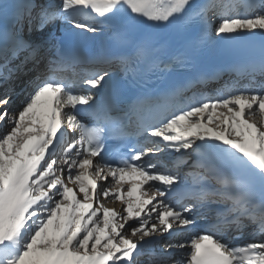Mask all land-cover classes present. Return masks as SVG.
<instances>
[{"label": "snow or ice", "instance_id": "1", "mask_svg": "<svg viewBox=\"0 0 264 264\" xmlns=\"http://www.w3.org/2000/svg\"><path fill=\"white\" fill-rule=\"evenodd\" d=\"M0 264H264V0H0Z\"/></svg>", "mask_w": 264, "mask_h": 264}, {"label": "bare ground", "instance_id": "2", "mask_svg": "<svg viewBox=\"0 0 264 264\" xmlns=\"http://www.w3.org/2000/svg\"><path fill=\"white\" fill-rule=\"evenodd\" d=\"M107 203V202H106ZM108 206L109 207H115V208H117V210H119L120 209V205H119V203L117 202V203H115V204H112V203H108Z\"/></svg>", "mask_w": 264, "mask_h": 264}]
</instances>
